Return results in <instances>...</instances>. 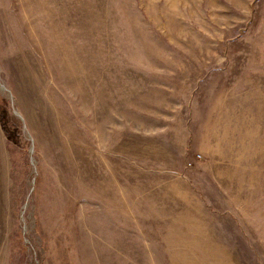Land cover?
<instances>
[{
  "label": "rangeland",
  "instance_id": "374dc122",
  "mask_svg": "<svg viewBox=\"0 0 264 264\" xmlns=\"http://www.w3.org/2000/svg\"><path fill=\"white\" fill-rule=\"evenodd\" d=\"M0 264H264V0H0Z\"/></svg>",
  "mask_w": 264,
  "mask_h": 264
}]
</instances>
